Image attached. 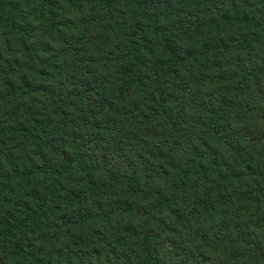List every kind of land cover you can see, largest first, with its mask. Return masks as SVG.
<instances>
[{
  "label": "trees",
  "instance_id": "obj_1",
  "mask_svg": "<svg viewBox=\"0 0 264 264\" xmlns=\"http://www.w3.org/2000/svg\"><path fill=\"white\" fill-rule=\"evenodd\" d=\"M257 7L0 0V264H167L159 236L201 211L239 241L190 264H264V236L243 238L245 219L223 215L261 198L259 183L242 180L264 162L210 119L228 86L264 78ZM223 59L231 69L215 75ZM208 238L197 236L211 247Z\"/></svg>",
  "mask_w": 264,
  "mask_h": 264
},
{
  "label": "rangeland",
  "instance_id": "obj_2",
  "mask_svg": "<svg viewBox=\"0 0 264 264\" xmlns=\"http://www.w3.org/2000/svg\"><path fill=\"white\" fill-rule=\"evenodd\" d=\"M189 0H183V2ZM262 8L264 0H259ZM13 41V39H11ZM9 44V42H8ZM14 44L11 43V45ZM15 46V45H14ZM4 52H13L10 49L4 48ZM218 69L215 75H221L224 72L227 73L230 67V61L223 59L218 61ZM3 70L0 68V74ZM1 77V75H0ZM231 86V85H230ZM228 86L229 96L226 97V105L223 110L217 108V113L211 114V121L219 120V131L221 135L232 142L239 141L242 146L250 151L254 156L255 160L264 162V156L260 151L262 143H264V78L250 84H246L245 88L239 89L237 85ZM209 90L214 92V102H219L221 93L216 91L220 89L218 86L216 89ZM223 89V86H222ZM221 89V90H222ZM27 103H19L17 109L21 110L23 116L26 115ZM216 107L219 105L215 104ZM49 112H54L50 110ZM14 110L10 111V115H13ZM197 117L203 123H208V118L205 114L197 111ZM216 146L220 154H223L225 150L223 147ZM255 178V179H254ZM251 179L252 183L248 180ZM253 182L259 183L262 191L261 198H256L254 202L236 201L232 207L223 209V215H227L229 220L244 218L245 226L243 230H240V234L243 238L248 237L254 231H257L264 236V173L263 171L257 170L255 177H247L242 180V185L249 184L247 188L253 187ZM237 198L243 199V192H241ZM249 198V197H248ZM250 200V198H249ZM190 224L186 225L178 234H164L159 236L157 248L163 253L164 261L167 264H190L200 257L215 258L218 255L223 254L231 250L234 242L239 240L236 238L237 235L234 233H228L225 235L223 225L220 223V219L214 217L211 211L207 213L198 212L193 216H190ZM223 221V219H222ZM221 227V228H220ZM178 231V230H177ZM207 234L208 239L211 240V247H206L205 244H201L198 241L197 236L201 234ZM193 234V235H191ZM256 234V233H254ZM253 236V234L251 235ZM195 239L196 242H195ZM132 254L131 250L126 252V256Z\"/></svg>",
  "mask_w": 264,
  "mask_h": 264
}]
</instances>
